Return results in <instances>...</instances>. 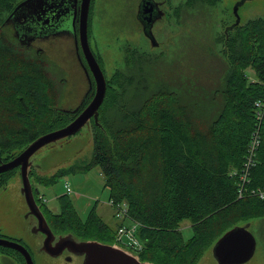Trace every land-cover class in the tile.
<instances>
[{
  "label": "trees",
  "instance_id": "trees-1",
  "mask_svg": "<svg viewBox=\"0 0 264 264\" xmlns=\"http://www.w3.org/2000/svg\"><path fill=\"white\" fill-rule=\"evenodd\" d=\"M1 32L0 26V160L7 161L40 135L68 124L91 94L80 105L60 107L62 80L52 63L42 53L20 48ZM219 41L226 68L209 100L192 101L172 88H149L146 78L148 89L134 103L136 96L126 95L129 88L136 91L133 82H121L116 71L106 78L97 122L89 120L90 160L60 167L51 175L34 174V167L28 174L35 182L50 184L57 175L99 166L109 200L113 205L124 202L127 216L113 229L95 207L85 220L69 200H61L59 211L53 212L36 190L53 229L113 244L116 229L128 226L124 223L128 219L130 224L138 223L141 261L195 264L197 260H186L189 254L204 253L238 223L264 218V199L255 193L264 187V17L228 28ZM115 96L121 99L115 101ZM200 114L205 123L194 121ZM199 124L206 125L198 128ZM142 127L155 130L152 144ZM17 171L0 176L7 182ZM143 179L154 188L152 192L135 185ZM230 214L239 217L227 222L234 216ZM185 220L192 229L187 239L179 230Z\"/></svg>",
  "mask_w": 264,
  "mask_h": 264
},
{
  "label": "rangeland",
  "instance_id": "rangeland-1",
  "mask_svg": "<svg viewBox=\"0 0 264 264\" xmlns=\"http://www.w3.org/2000/svg\"><path fill=\"white\" fill-rule=\"evenodd\" d=\"M135 2L136 0H96L93 32L99 38V45L102 46V51L104 53L107 51V56L102 65L105 78H110L116 71L121 82H133L136 91L133 88H129L126 95L127 97L136 96V99L133 100L134 103H137L138 99H141L148 89L146 87V78L149 88L158 86L163 89L172 88L174 91L183 94L186 99L188 98L192 101L209 100L213 96L214 89L219 84L220 79H222L226 68L224 56L220 54L221 43L219 39L222 33L219 31V27L217 28L212 21L205 25L204 22H200L202 17L200 20L195 17L188 22H185L184 19L185 25L174 20V35L172 34L174 47L170 52L171 57L166 58L163 62L159 61V66L157 59H147L143 62L141 70L128 71L124 67L122 58L119 59L115 51L118 50L117 46L125 43L126 31L122 35L121 30H126L127 27L122 25V21L125 18L128 24L131 25L130 12ZM231 2L229 1L227 5ZM238 14L241 23L256 17H264V0H244L238 7ZM68 30L69 33H73L71 26ZM67 33L65 31L63 41L61 40L65 49V56L54 51L42 52L52 63L54 73L58 75L56 77H61L63 92L59 106L62 108L76 106L80 102L81 96L85 95L88 85L85 72L79 63L75 51L74 33L70 37ZM141 39L147 41L148 44L153 39L157 40L155 26H148L147 39L143 37ZM159 40L161 39L159 38ZM88 42L91 48H98L97 41L91 33L88 35ZM172 54L174 57H172ZM247 73L250 76L249 78H253L250 69L247 70ZM117 86L118 88L120 86L118 81L115 83V87ZM127 87H130V85L128 84ZM120 99L121 96L117 98L115 96V101ZM176 107V99H174V108ZM202 118L203 116L200 114V118L195 117L194 121L196 123H205ZM3 124L4 126L6 125L4 121ZM205 125L199 124L198 128H204ZM142 130L144 136L147 137V143L152 144L155 139V130L153 128H143ZM92 152L91 123H87L77 133L48 144L35 152L30 158L32 162L30 168L34 167L36 169L32 170L34 174L51 175L60 167L72 164L79 165L89 161ZM30 180L35 189L38 190L37 195L41 196L42 202L53 212L59 211L60 202L65 199L70 201L82 220H85L91 208L95 207L103 222L107 223L111 228L115 229L117 223H120L121 219L116 217L115 207L112 201L110 202L109 200V189L104 186V176L99 166H92L87 170L68 171L62 175H57L50 184L35 182L32 176H30ZM8 181L5 187H0V230L15 237L25 236L23 232L26 209L22 204L20 171L14 173ZM65 184L70 186V193H66ZM135 185L142 187L143 189H141L147 194L154 189L148 188L149 185L146 184L144 179L135 183ZM64 194L68 196L64 197ZM230 215L234 216L228 218L227 222H234L239 217V214ZM249 222L248 229L256 238V251L252 259L244 264H264V260H259L264 258V218ZM124 223L130 225L128 219H125ZM216 223L214 226L217 225ZM224 223L226 222L220 224L216 231ZM243 223L245 222L238 224L241 225ZM179 230L182 232L184 239L191 237L190 221L181 222ZM118 239L119 234L116 229L113 244L128 250L122 244L123 242L126 243V238L123 237L121 241ZM209 253V248L200 255L198 251L196 254H189V258L186 260H197L195 264H203L204 261H206V264H211L210 260H198L201 256ZM0 264L25 263L22 260H0ZM33 264L52 263L50 260L38 258L33 260Z\"/></svg>",
  "mask_w": 264,
  "mask_h": 264
},
{
  "label": "flooded vegetation",
  "instance_id": "flooded-vegetation-1",
  "mask_svg": "<svg viewBox=\"0 0 264 264\" xmlns=\"http://www.w3.org/2000/svg\"><path fill=\"white\" fill-rule=\"evenodd\" d=\"M229 1L232 2L227 5ZM237 1L238 0H136L130 12L131 25L128 24L125 18H123L122 21V25L127 27L126 30H121L122 35L126 31L125 43H121V45L117 46L118 50L115 51V53L119 59L122 58L124 67L128 71L134 69H138V71L141 70L143 62L151 58L157 59L159 66V61L163 62L166 58L171 57L170 52L174 47V40L172 39V34L174 35V20L185 25L184 19L185 22H188L195 17H198L199 20L202 17L200 22H204L205 25H208L209 21H212L217 28L219 27L220 33L225 37L227 29L229 28L228 26L232 25L236 20L232 8ZM83 4V0H0L1 34L3 37L14 41L20 48L27 52L42 53L45 51H54L65 56V49L62 43L64 38L63 34L67 31L69 37L73 35V33L75 37V31L78 32V24L82 15ZM95 5L96 0L89 1L87 9V35L90 33L93 34L97 41V49L91 48L90 45L89 48L103 71L102 65L107 56V51L105 53L102 51V46L99 45V38L93 32ZM73 18L75 24L72 29L73 33H69V23ZM240 24L241 22L238 25ZM150 25L155 26L157 40L153 39L151 43L148 44L147 41L141 38L147 39V27ZM138 36H140V38H138ZM159 38L161 40H159ZM78 51L82 61V63L79 61L81 67L83 68V66H85L89 70L79 41ZM172 57H174L173 54ZM94 93L95 83L91 75V88L86 97H84V95L81 96L80 102L82 100L84 101L87 96L91 94L90 101ZM16 169L19 170V167H16ZM4 179V177L0 176V187H5L9 182H5ZM31 182L30 180V183ZM31 190L34 202L46 220L50 231L46 233L41 229L43 226L39 225L37 215L29 212L25 202V196L21 193L22 204L26 209L23 232L25 236L15 237L11 234L1 232L0 230V238L17 242L25 247L32 260L44 258V260H50L52 264H81L84 255L74 253L68 247L57 250L56 252H59L57 255H50L42 249L44 240L53 246L56 245L60 236H64L67 233H61L50 226L43 211L42 203L36 199V189L33 183H31ZM70 237L76 241L83 240V238L74 234H71ZM252 257L249 260H251ZM0 260H26V257L16 248L0 245ZM198 260H210L211 264H218L217 259L212 255V251H210L209 254L201 256ZM259 260H264V258ZM203 264H206V261H204Z\"/></svg>",
  "mask_w": 264,
  "mask_h": 264
},
{
  "label": "water",
  "instance_id": "water-1",
  "mask_svg": "<svg viewBox=\"0 0 264 264\" xmlns=\"http://www.w3.org/2000/svg\"><path fill=\"white\" fill-rule=\"evenodd\" d=\"M89 1L90 0H83L84 4L82 15L78 24V32L75 31L74 40L79 61L82 63L78 51V41L81 45L90 70L89 71L85 66H83L88 82V89L84 97H86L91 88V75L95 83V93L92 99L81 110V112L65 126L40 135L25 146L13 158L7 161L0 160V173L19 167L18 171H20L22 180L21 193L25 196V202L29 212L37 215L38 223L43 226L41 229L46 233L50 230L46 220L32 197L31 183L28 175V171L32 165L30 158L42 147L77 133L84 125L89 123L91 118L97 122L98 109L103 102L106 92V79L104 73L93 56L88 43L87 9ZM242 2H244V0H238L233 5L232 11L236 20L232 25L228 26L230 29L240 23L238 7ZM69 24L73 29L75 25L74 18ZM82 101L78 105H80ZM78 107L79 106L76 108ZM249 223L250 222H245L241 225L236 224L232 226L224 231L214 241L209 249L212 251V255L217 259L218 264H243L254 255L256 239L254 234L250 231V229H248ZM66 233V235L60 236L56 245L53 246L44 240L42 249L50 255H57L59 253L56 252L57 250L68 247L74 253L84 255V259L81 264H153L152 262L141 261L136 255L115 244L104 243L94 239L76 241L70 237L72 233ZM0 245L18 249L26 257V260H24L25 264H33V260L31 259L29 252L19 243L5 238H0Z\"/></svg>",
  "mask_w": 264,
  "mask_h": 264
},
{
  "label": "built area",
  "instance_id": "built-area-1",
  "mask_svg": "<svg viewBox=\"0 0 264 264\" xmlns=\"http://www.w3.org/2000/svg\"><path fill=\"white\" fill-rule=\"evenodd\" d=\"M258 105H261V103H256ZM256 141L253 140L252 142V148L255 146ZM242 178L245 179L246 176L243 174ZM248 181V180H246ZM65 189H66V193H70L71 192V188L68 184H65ZM256 194H258V196L261 199H264V187L258 189V191H255ZM111 202V201H110ZM115 207V215L117 218L120 219H124L127 216V210H126V204L124 202H120V203H116L114 204ZM137 226L138 223L137 222H132L130 225L126 226V225H121L119 226V228H117V233L119 234V241L122 240L123 237L126 238V243H122L124 245V247H126L132 254H137V252L141 249V244L136 236V231H137ZM124 249V248H123ZM126 250V249H125Z\"/></svg>",
  "mask_w": 264,
  "mask_h": 264
}]
</instances>
